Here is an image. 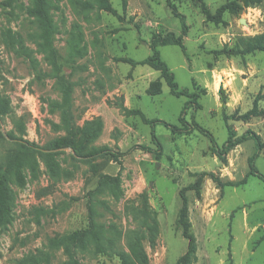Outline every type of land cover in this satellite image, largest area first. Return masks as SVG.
Segmentation results:
<instances>
[{
  "label": "rangeland",
  "instance_id": "rangeland-1",
  "mask_svg": "<svg viewBox=\"0 0 264 264\" xmlns=\"http://www.w3.org/2000/svg\"><path fill=\"white\" fill-rule=\"evenodd\" d=\"M109 1L115 13L97 0H49L55 65L31 14L32 0H0V131L6 136L0 137V162L13 145L9 133L40 146L67 134L59 75L73 84L76 125L91 132L86 150L103 147L119 154L85 158L63 148L38 155L34 169L25 166L21 175H10L0 264H64L68 255L51 240L86 227L89 204L102 243L89 240L75 248L80 264H123L122 255L139 251L140 242L148 264H264V181L251 175L246 183L224 185L221 198L206 181L202 194L197 187L202 170L220 166L204 154L211 141L197 127L183 134L166 125H182L188 97L173 95L160 71L138 63L152 53L153 34L182 32L180 18L166 0ZM203 1L214 13L229 0ZM176 4L189 26L184 44L159 48L179 86L200 93L199 109H186V120L195 119L221 145L228 138L224 115L245 113L258 98L260 116L230 122L238 133L251 128L264 140V51L239 56L222 51L240 38L264 34V2L226 11L220 23L206 20L199 0ZM156 81L161 93L151 94ZM143 115L161 120L155 125L163 146L159 159L140 147L156 148ZM233 153L228 169L241 180L249 170L247 151L239 159ZM256 165L264 173V149ZM103 176L116 179L100 186ZM181 194L188 203L187 234L179 221ZM145 201L159 226L154 245L143 226Z\"/></svg>",
  "mask_w": 264,
  "mask_h": 264
},
{
  "label": "trees",
  "instance_id": "trees-1",
  "mask_svg": "<svg viewBox=\"0 0 264 264\" xmlns=\"http://www.w3.org/2000/svg\"><path fill=\"white\" fill-rule=\"evenodd\" d=\"M102 8L110 12H116L115 8L112 6V3L109 0H97ZM201 2L202 12L205 15L207 21H212L216 23H220L223 21V15L226 11H230L232 13H236L239 11V7L243 6H257L262 4L264 0H229L226 3L220 5L216 11L213 13L207 4L203 0H199ZM167 5L172 9L175 16L179 17L182 23V32L178 35L174 31L167 32H158L153 34L150 40V48L152 53L146 58L140 60L138 63L147 64L154 69L160 71V76L165 80V82L170 87V92L176 96H186L188 100L186 101L184 108L182 110V114L180 117L181 126L172 125L166 123L167 126L171 127L172 131L175 133H183L189 134L195 127H197L200 131H202L205 135H207L211 141L212 152L216 154L222 161H226L227 154L230 151L231 147L237 143L243 142L248 139H253L256 144V149L249 161V171L246 175L236 182L235 184H242L248 181L249 176L254 175L261 178L264 181V173H262L257 165V158L260 156L262 150L264 149V140L260 133L257 131L248 128L246 131L242 133H238L237 129L230 122L233 118L234 120H242L249 122L250 119L254 117H258L261 115V110L258 108L259 99L256 98L254 100L253 107L245 113L239 114L237 110L229 114H226L223 117V120L228 129V138L223 144H219L216 137L213 135L211 131L202 127L195 119H193V123H189L185 118V111L190 106L194 107L196 111L200 107L199 98L200 93L196 90H191L188 87L181 88L176 80L174 72L169 68L166 61L161 56L160 46L167 44H175L179 46H183L184 44V36L188 32V24L186 21V16L178 11V7L176 4V0H166ZM31 14L34 16L35 21L38 25V28L41 31V38L43 39V44L45 48L50 52L52 57L53 64L56 65V57L57 51L53 45L54 36L56 32V27L50 13V5L49 0H32V6L30 8ZM222 51L228 56H239L246 55L255 51H264V34L253 36L252 38H240L233 46H224ZM58 84L63 92L61 106V115L62 121L64 124V128L67 131V134L61 137L53 138L48 141L44 146H40L36 142H31L29 140H25L21 137H17L16 135L9 133L8 136L12 140L13 145L7 150L4 160L0 162V224L6 222L8 220V212L10 210L9 203L12 200L11 191L9 189L8 180L10 175H21L22 169L25 166H30L31 168H35L37 165V156L38 155H51L54 151L63 148H70L73 152V156L80 155L85 158H94L103 155H110L117 159V153L109 150L107 148H92L90 150H86L88 147V143L91 139V132L88 127L80 128L76 125V122L73 119V115L71 112L72 107V90L73 84L69 81V79L64 75H59ZM155 85H158V88H155ZM152 85L153 91L151 94H159L161 93L160 82L156 81ZM203 89V93L206 92L205 88ZM223 104L226 105L227 101L223 99ZM1 111L0 110V114ZM144 121L151 126V139L152 143L156 145V148L153 146L141 145V149L144 151L150 152L155 155L157 159L161 158L163 154V146L155 132V125L157 122H160V119L147 118L143 115ZM0 137L6 138L5 134L0 131ZM206 174V173H205ZM211 174L219 184L224 187L225 183L221 182L218 178L215 177L213 173ZM107 179H116L115 176H103L100 180V186ZM202 180V179H201ZM201 183H199L200 185ZM198 185V186H199ZM96 190H100L99 187ZM183 199V204L180 212V223L184 226L185 234L188 233V227L186 222V212L188 210L187 198L184 194H181ZM89 222L88 225L84 228H80L73 232L58 235L52 238L51 243L54 247L59 248L63 247L65 253L68 255V259L64 262V264H80L79 259L76 257V253L74 251L75 248L82 247L86 244L87 241L91 240L96 245H100L102 243V236L100 234V230L98 229V224L95 220L94 216V206L89 204ZM142 213L145 217L143 222V226L149 227V240L151 245L155 243V236L159 232V226L157 221L152 215L151 210L149 209L147 201L143 203ZM141 242L138 245L139 251L133 254H123L122 260L123 264H148V255L141 249ZM101 246V245H100ZM192 247V246H191Z\"/></svg>",
  "mask_w": 264,
  "mask_h": 264
},
{
  "label": "crops",
  "instance_id": "crops-1",
  "mask_svg": "<svg viewBox=\"0 0 264 264\" xmlns=\"http://www.w3.org/2000/svg\"><path fill=\"white\" fill-rule=\"evenodd\" d=\"M244 145H246V147L243 148ZM241 148H243V149H241ZM237 149H238V151H237ZM245 149L247 151V157L245 159H246V162L249 163V161H250L251 157L253 156L255 149H256V144H255V141L253 139H248V140H245L243 142H240V143L233 145L227 154L226 161H222L216 154H214L212 152V148L210 145L208 147V149L204 151V154H210L211 156H213V158L219 162L220 166H219V168H216V169H213L210 171L209 170H202L201 173H202L203 178L201 180V184L199 186H197L198 188H200V192L203 194L204 185H205V182L207 181V183H209V185L212 186L214 192L218 193L219 198H221L223 195L224 189L219 184V182L215 180V178L211 174H205V173L208 172V173L215 174V177L218 178L221 182L225 183V186L226 185H233L239 179H237V177L235 178V175L232 176L233 173L230 172L228 169V168L232 167V162H233V161L230 162V158H231L230 156L232 155V151H234L233 158L235 156H237L239 159L242 151ZM225 168H227V169H225ZM225 170H227V171H225ZM209 178L211 179V181ZM210 183H212V184H210ZM189 205H190V203H189Z\"/></svg>",
  "mask_w": 264,
  "mask_h": 264
},
{
  "label": "water",
  "instance_id": "water-1",
  "mask_svg": "<svg viewBox=\"0 0 264 264\" xmlns=\"http://www.w3.org/2000/svg\"><path fill=\"white\" fill-rule=\"evenodd\" d=\"M241 22H244V19H241Z\"/></svg>",
  "mask_w": 264,
  "mask_h": 264
}]
</instances>
